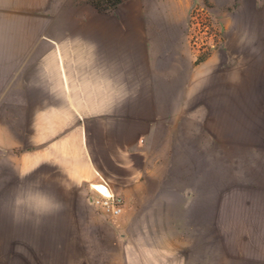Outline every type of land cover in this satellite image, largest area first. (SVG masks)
Masks as SVG:
<instances>
[{"label": "crops", "instance_id": "obj_1", "mask_svg": "<svg viewBox=\"0 0 264 264\" xmlns=\"http://www.w3.org/2000/svg\"><path fill=\"white\" fill-rule=\"evenodd\" d=\"M192 1L0 0V264H181L173 204L188 219L204 195L206 124L239 69L264 75V55L200 57Z\"/></svg>", "mask_w": 264, "mask_h": 264}, {"label": "rangeland", "instance_id": "obj_2", "mask_svg": "<svg viewBox=\"0 0 264 264\" xmlns=\"http://www.w3.org/2000/svg\"><path fill=\"white\" fill-rule=\"evenodd\" d=\"M190 41L200 57L228 49L238 64L255 61L264 55V0H193ZM241 71L236 105L221 108L226 121L206 124L219 137L205 141L204 195L188 219L175 218L173 204L174 262L264 264V75Z\"/></svg>", "mask_w": 264, "mask_h": 264}, {"label": "built area", "instance_id": "obj_3", "mask_svg": "<svg viewBox=\"0 0 264 264\" xmlns=\"http://www.w3.org/2000/svg\"><path fill=\"white\" fill-rule=\"evenodd\" d=\"M92 202L103 213L111 217H117L122 213L123 198L115 193L98 192L92 197Z\"/></svg>", "mask_w": 264, "mask_h": 264}, {"label": "trees", "instance_id": "obj_4", "mask_svg": "<svg viewBox=\"0 0 264 264\" xmlns=\"http://www.w3.org/2000/svg\"><path fill=\"white\" fill-rule=\"evenodd\" d=\"M126 0H87V3L98 12H108L115 10Z\"/></svg>", "mask_w": 264, "mask_h": 264}]
</instances>
